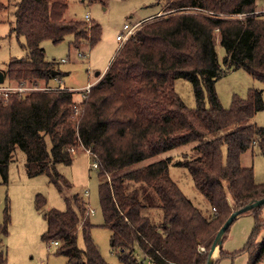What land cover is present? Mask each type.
I'll list each match as a JSON object with an SVG mask.
<instances>
[{"label": "trees", "instance_id": "trees-1", "mask_svg": "<svg viewBox=\"0 0 264 264\" xmlns=\"http://www.w3.org/2000/svg\"><path fill=\"white\" fill-rule=\"evenodd\" d=\"M257 2L167 0L164 11L178 13L142 25L118 50L103 79L81 97L67 87L7 97L0 94L4 181L13 153L20 148L26 154L29 175H48L62 193L72 185L57 165L71 164L76 150L89 151L100 178L103 226L111 231L113 251L123 264H207L229 216L264 198V183H256L254 169L242 164L243 154L254 147L264 155V127L239 126L264 110L263 92L250 89L245 98L235 94L231 106L225 108L216 90L219 80L238 70L264 84V12H257ZM67 9V0L16 3L13 31L26 38L28 55L10 60L5 73L8 86L57 84L62 73L58 62L47 60L41 47L44 41L59 44L72 36V46L87 43L90 49L101 41V25L93 20L67 22ZM233 15L244 17L230 18ZM218 39L225 50L223 63L216 48ZM178 79L192 84L195 108H189L176 92ZM192 143L197 157L185 156L175 163L172 158L161 159L123 172ZM172 164L188 170L195 188L210 204L209 215L172 179ZM127 181L152 188L160 204L142 202L138 189L128 191ZM65 200L66 210L53 208L44 214L47 230L42 239L58 242L55 254L66 257V264H108L91 236L94 225L86 202L76 195ZM45 204L38 199L36 207ZM263 207L242 214H253L256 223L244 248L234 253L222 248L215 264L244 253L248 264L264 263V237L258 240L264 228ZM9 223L7 215L0 236L8 235ZM80 228L84 248L78 245ZM138 251L142 260L137 258ZM0 264H7L3 254Z\"/></svg>", "mask_w": 264, "mask_h": 264}, {"label": "rangeland", "instance_id": "rangeland-1", "mask_svg": "<svg viewBox=\"0 0 264 264\" xmlns=\"http://www.w3.org/2000/svg\"><path fill=\"white\" fill-rule=\"evenodd\" d=\"M0 1V71L6 73L10 60L13 58H26L28 50L24 47L26 38L13 31L15 27L13 13L19 0ZM67 2L68 9L64 17L67 22L86 20L85 17L89 14L92 20L102 27L101 41L93 49H90L87 43L80 48H75L72 46L74 41L72 36H68L59 44H54L49 40L41 43L47 60L58 62V69L62 73L60 78L62 85L73 89L72 91L76 93L78 98L85 92L86 86H89L88 84L94 86L97 80L105 75L109 64L111 65L113 61V57H116L120 49L117 36L125 33L124 26L126 24L135 25L141 20H145L146 16L157 14L158 11H161L163 17L178 13L174 10L164 11L167 0H106L104 3H90L89 0H67ZM257 3L259 6L257 12L263 13L264 0H258ZM241 17L243 16L233 15L230 18L241 19ZM216 48L220 62L223 63L225 50L220 45L219 39ZM97 72H101L102 76L97 77ZM8 84L6 78L5 83L0 86H8ZM17 86L19 85L13 83L10 87ZM175 89L189 108L196 107V98L190 82L178 79L175 82ZM250 89L261 90L264 99V84L255 80L244 70L232 71L216 83L218 96L225 108L231 106L235 94L245 98ZM206 104L209 105L208 100H206ZM247 124L264 127V110L239 126ZM194 144L183 145L157 157L142 161L123 172L135 170L161 159L172 158L173 163H175L184 159L185 156L189 158L197 157L199 154L195 152ZM224 155L226 158L227 149H224ZM26 164L25 152L17 148L13 153V160L9 164L7 182L4 181L0 173V226L4 224L6 216H10L8 235L0 236V254L4 255L7 264H66V257L55 254L57 246L42 239L43 233L47 230L44 214L53 208L61 211L66 210L67 203L65 199L75 195L87 204V215L92 225H94L91 236L98 245L103 258L108 264H123L119 256L113 251L111 231L103 226L104 217L99 196L100 178L93 166L94 161L91 153L89 154L82 149L76 150L71 164L60 163L57 165L58 172L72 185L71 188H64L62 193L50 181L48 175L41 174L31 177ZM242 164L244 167L254 169L256 183H264V155L260 154L257 147L243 154ZM169 171L172 179L178 184L182 192L204 215H209L211 213L210 204L195 188L188 170L172 164ZM126 186L128 191L138 189L139 197L145 204L148 205L150 201L160 204L157 193L147 185L127 181ZM146 195L148 196L145 197ZM38 199L46 201V204L41 208L36 207ZM155 211L160 214L159 210ZM262 217L264 219V207ZM255 226L253 214L239 216L230 227L223 250L234 253L243 249ZM263 237L264 228L258 240ZM78 245L80 248L85 247L82 228L79 230ZM137 254V258L142 260L141 253L138 251ZM220 257L221 250L216 262ZM217 264H248V255L241 254L234 260L225 258Z\"/></svg>", "mask_w": 264, "mask_h": 264}, {"label": "built area", "instance_id": "built-area-1", "mask_svg": "<svg viewBox=\"0 0 264 264\" xmlns=\"http://www.w3.org/2000/svg\"><path fill=\"white\" fill-rule=\"evenodd\" d=\"M111 1V0H109ZM162 13L151 17L145 21H141L135 25H125L124 29H125V33L124 34H120L117 36V40L120 42V48L139 30L140 26H142V23H147V22H151L157 18H161L163 16H161ZM243 16V15H240ZM244 17V16H243ZM241 17V18H243ZM86 20L90 21L91 18L89 15H86ZM142 24V25H141ZM91 89V87H87L85 89V92H88ZM62 90H66L65 87L62 85V80L60 78L57 79V84L53 85V86H27V85H19L17 87H10V86H0V94L4 95L5 97H7L10 94H15V93H19V94H25V93H32V92H38V91H46V92H52V91H62ZM69 91H72L73 89L68 88ZM87 153L90 154L89 151H86ZM95 168H97V164L93 165ZM215 211V209H214ZM53 244H55L56 246L58 245V242H53Z\"/></svg>", "mask_w": 264, "mask_h": 264}, {"label": "water", "instance_id": "water-1", "mask_svg": "<svg viewBox=\"0 0 264 264\" xmlns=\"http://www.w3.org/2000/svg\"><path fill=\"white\" fill-rule=\"evenodd\" d=\"M101 75V72H97L96 73V76L99 77ZM5 80H6V76H5V73L1 72L0 71V85H2L3 83H5ZM264 206V198L256 201V202H253V203H250L240 209H238L237 211H235L234 213H232L229 218L226 220V222L224 223V225L220 228L216 238H215V241L212 245V248H211V251H210V255H209V260H208V263L207 264H215L216 261L214 260V253L215 251L218 249V247L222 245L223 241H224V237L226 235V232L227 230L231 227V225L234 223V221L239 217L241 216L243 213L245 212H248V211H251L253 209H256V208H260ZM222 248V247H221Z\"/></svg>", "mask_w": 264, "mask_h": 264}, {"label": "crops", "instance_id": "crops-1", "mask_svg": "<svg viewBox=\"0 0 264 264\" xmlns=\"http://www.w3.org/2000/svg\"><path fill=\"white\" fill-rule=\"evenodd\" d=\"M82 1H84V0H82ZM161 13V11H158V13L157 14H153V15H148V16H146V18H144L145 20H147V19H149V18H151V17H154V16H156V15H158V14H160ZM89 15V14H88ZM90 16V15H89ZM90 18H91V16H90ZM91 20H92V18H91ZM145 20H141V21H145ZM140 21V22H141ZM114 57H113V61H114ZM112 61V62H113ZM112 62H111V64H112ZM109 67H110V64H109V66H108V68H107V70H106V72L108 71V69H109ZM106 74V73H105ZM6 76V75H5ZM105 75H103V77H104ZM103 77L101 78V79H99V80H97V83L96 84H98L102 79H103ZM95 84V85H96ZM89 86H86V88L87 87H92V85L93 84H88ZM226 240V239H225ZM225 240L223 241V243H222V245H221V247L223 248V246H224V244H225ZM221 247L219 246L218 247V249L215 251V253H214V255H213V257H214V260L216 261L217 260V258L220 256V250H221ZM216 252H217V255H216ZM230 253V252H229ZM216 255V256H215Z\"/></svg>", "mask_w": 264, "mask_h": 264}, {"label": "bare ground", "instance_id": "bare-ground-1", "mask_svg": "<svg viewBox=\"0 0 264 264\" xmlns=\"http://www.w3.org/2000/svg\"><path fill=\"white\" fill-rule=\"evenodd\" d=\"M216 255H217V252H216ZM216 255H215V256H216Z\"/></svg>", "mask_w": 264, "mask_h": 264}]
</instances>
